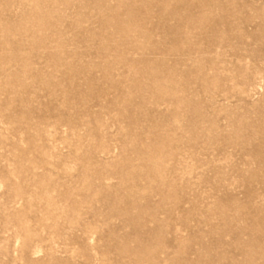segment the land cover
<instances>
[{
	"label": "rangeland",
	"instance_id": "rangeland-1",
	"mask_svg": "<svg viewBox=\"0 0 264 264\" xmlns=\"http://www.w3.org/2000/svg\"><path fill=\"white\" fill-rule=\"evenodd\" d=\"M0 264H264V0H0Z\"/></svg>",
	"mask_w": 264,
	"mask_h": 264
}]
</instances>
